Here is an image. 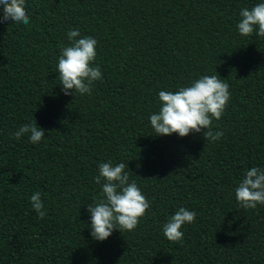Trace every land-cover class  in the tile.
I'll use <instances>...</instances> for the list:
<instances>
[{
  "label": "trees",
  "instance_id": "obj_1",
  "mask_svg": "<svg viewBox=\"0 0 264 264\" xmlns=\"http://www.w3.org/2000/svg\"><path fill=\"white\" fill-rule=\"evenodd\" d=\"M261 2L25 0L29 25L0 23V264H264V205L245 210L234 191L246 169L264 168V38L236 28L240 10ZM71 29L98 41L103 76L75 97L57 78ZM202 75L229 85L212 123L224 135L155 136L159 91ZM35 120L39 143L15 139ZM108 161L126 164L150 208L100 242L87 205L101 199L95 177ZM181 207L196 219L173 243L162 228Z\"/></svg>",
  "mask_w": 264,
  "mask_h": 264
},
{
  "label": "clouds",
  "instance_id": "obj_2",
  "mask_svg": "<svg viewBox=\"0 0 264 264\" xmlns=\"http://www.w3.org/2000/svg\"><path fill=\"white\" fill-rule=\"evenodd\" d=\"M0 6V23L11 21L26 26L30 24L25 0H0ZM239 15L236 28L241 36L249 37L255 33L264 38V2L251 8H242ZM67 37L71 44L60 49L57 63L61 91L65 96L74 97L76 93L91 94L94 82L103 79L99 65L93 66L98 41L91 36L77 39L80 37L77 29L69 30ZM230 97L229 85L220 76L202 75L176 91H159V111L150 115V125L155 136L177 134L186 137L190 133L205 130L202 134L206 142L218 141L224 133L213 131L212 123L222 118ZM13 135L17 140L27 135L33 144L46 136L45 130L37 125L36 120L24 124ZM125 168L123 162L114 165L108 161L98 165L95 183L101 186V199L94 205H87L90 215L88 227L96 241H105L116 230L133 231L150 208L148 199L138 185L129 181V173ZM234 191L238 204L245 210L264 205V168L246 169ZM30 204L40 219H44L46 210L39 192L32 194ZM195 219V211L181 207L163 225V235L170 242L183 243L182 226L193 223Z\"/></svg>",
  "mask_w": 264,
  "mask_h": 264
}]
</instances>
